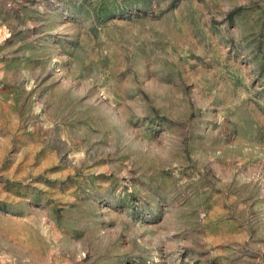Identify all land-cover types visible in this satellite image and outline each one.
Here are the masks:
<instances>
[{
	"label": "rangeland",
	"instance_id": "374dc122",
	"mask_svg": "<svg viewBox=\"0 0 264 264\" xmlns=\"http://www.w3.org/2000/svg\"><path fill=\"white\" fill-rule=\"evenodd\" d=\"M0 264H264V0H0Z\"/></svg>",
	"mask_w": 264,
	"mask_h": 264
}]
</instances>
